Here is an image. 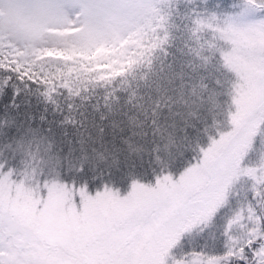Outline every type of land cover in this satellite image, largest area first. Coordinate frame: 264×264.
Listing matches in <instances>:
<instances>
[{
  "label": "snow or ice",
  "instance_id": "6c2138e0",
  "mask_svg": "<svg viewBox=\"0 0 264 264\" xmlns=\"http://www.w3.org/2000/svg\"><path fill=\"white\" fill-rule=\"evenodd\" d=\"M0 264H264V0H0Z\"/></svg>",
  "mask_w": 264,
  "mask_h": 264
}]
</instances>
